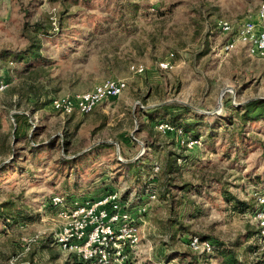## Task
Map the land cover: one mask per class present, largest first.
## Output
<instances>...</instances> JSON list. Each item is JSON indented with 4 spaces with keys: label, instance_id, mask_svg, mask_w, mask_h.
Instances as JSON below:
<instances>
[{
    "label": "rangeland",
    "instance_id": "rangeland-1",
    "mask_svg": "<svg viewBox=\"0 0 264 264\" xmlns=\"http://www.w3.org/2000/svg\"><path fill=\"white\" fill-rule=\"evenodd\" d=\"M262 3L0 0V54L40 41L46 61L26 72L25 63L0 58V83L7 86L0 92V264H73L55 244L61 221L51 197L93 199L116 189L135 199L144 184L157 200L129 264H220L199 258L188 246L192 236L264 264L251 218L264 194V121H241L244 104L264 99V60L242 44L225 52L234 35L218 28L228 21L236 32L257 20ZM165 61L172 69L160 68ZM137 64L146 68L141 76L131 71ZM113 78L126 80V91L92 114L51 107ZM39 97L49 102L40 109ZM16 114L30 123L19 142ZM159 123L179 125L201 144L183 148ZM228 195L248 210L235 211ZM169 219L185 232L171 237Z\"/></svg>",
    "mask_w": 264,
    "mask_h": 264
},
{
    "label": "built area",
    "instance_id": "built-area-1",
    "mask_svg": "<svg viewBox=\"0 0 264 264\" xmlns=\"http://www.w3.org/2000/svg\"><path fill=\"white\" fill-rule=\"evenodd\" d=\"M218 28L223 34L234 35L225 43V52H231L242 44L248 47L251 55L264 60V3L257 20L244 21L236 32L228 21H219ZM160 68L170 70L172 64L165 61L160 63ZM145 70V66L140 64L131 67L132 73L138 76L143 75ZM6 87L0 83V92ZM127 87L124 79H107L90 91L54 99L51 107L63 115H89L104 102L120 97ZM158 129L165 135L175 137L177 144L188 150L201 144V141L171 124L159 123ZM158 170L155 169L156 172ZM156 200L157 195L151 188L139 199L124 198V194L116 189L107 191L99 198L83 200L53 195L50 205L57 210L61 221L55 244L69 260L76 258L91 264H129L141 244V224L145 223L148 207ZM251 218L258 229V243L264 244V194L258 196ZM188 246L198 255L214 253L212 243L197 236L190 238Z\"/></svg>",
    "mask_w": 264,
    "mask_h": 264
},
{
    "label": "trees",
    "instance_id": "trees-1",
    "mask_svg": "<svg viewBox=\"0 0 264 264\" xmlns=\"http://www.w3.org/2000/svg\"><path fill=\"white\" fill-rule=\"evenodd\" d=\"M34 27H35L36 33H39V34L42 33L43 29L40 25L37 24ZM42 49H43V46L40 41H32L24 51H21L19 53L3 52L0 54V58L5 59L7 57H10V58H13L17 62L25 63V66H26L25 71L29 72L31 69L35 68L36 66L46 62L42 55ZM40 99H41L40 97L37 98L36 103H35L36 107L40 106L39 109L49 103V102L39 103ZM15 106L19 107L20 104L16 103ZM168 115L172 116V119L174 122L178 121L179 115H176V113H168ZM14 118L16 119V122H17L15 139L18 140V142L21 140L27 139L26 129L30 127L29 118L25 114H16L14 115ZM241 121L243 125H246L248 123H256V122L264 121V99H255V100H251L247 102L246 104H244L241 107ZM172 125L177 128H181L185 131V129L179 125H176L173 123ZM185 132L187 133V131ZM149 189H150V186L144 184V186L139 189L135 198L136 199L141 198L143 196V193L148 192ZM129 194L130 192L126 193L125 198L126 197L128 198ZM58 195H61V194H58ZM226 200L229 204L233 205L234 210L239 213H245L248 210V205L246 203L237 200L233 196H230V195L226 196ZM166 225H167V229L169 230L171 237H175L177 234L183 233L186 230L184 224L179 222L176 219H169ZM257 235H256V240L258 242ZM209 241L212 243L214 253L211 255L210 254L199 255L198 256L199 258H203V257L205 258L204 261H207L212 256H214L220 259V264H262V263H249L241 259V257L238 256L236 250L234 249V246L225 245L224 243H221L216 240H209ZM256 250L257 251L260 250V245L257 244V247L255 246L252 249L254 253L256 252ZM70 261H73V264H91L90 262L79 261L76 258Z\"/></svg>",
    "mask_w": 264,
    "mask_h": 264
}]
</instances>
